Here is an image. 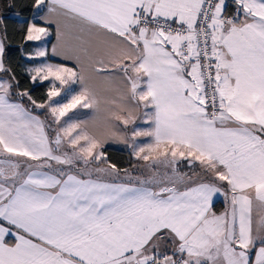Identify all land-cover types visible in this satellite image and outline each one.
Masks as SVG:
<instances>
[{
	"label": "snow or ice",
	"instance_id": "6c2138e0",
	"mask_svg": "<svg viewBox=\"0 0 264 264\" xmlns=\"http://www.w3.org/2000/svg\"><path fill=\"white\" fill-rule=\"evenodd\" d=\"M30 10L42 101L0 19V264H264V0Z\"/></svg>",
	"mask_w": 264,
	"mask_h": 264
},
{
	"label": "trees",
	"instance_id": "16d2710c",
	"mask_svg": "<svg viewBox=\"0 0 264 264\" xmlns=\"http://www.w3.org/2000/svg\"><path fill=\"white\" fill-rule=\"evenodd\" d=\"M32 0H0V19H3L4 26L7 28V47L6 60L12 66L20 80L22 90L27 89L33 99L42 101L47 94L48 84H34L30 81L26 68L32 63L27 60L25 50H30L27 44L23 42V29L25 22L31 17ZM109 159L117 163L122 168L134 165L135 162L128 156L127 152L115 149H106ZM136 173H134L135 175ZM222 203L217 202L215 207L218 210Z\"/></svg>",
	"mask_w": 264,
	"mask_h": 264
},
{
	"label": "crops",
	"instance_id": "0c3cea01",
	"mask_svg": "<svg viewBox=\"0 0 264 264\" xmlns=\"http://www.w3.org/2000/svg\"><path fill=\"white\" fill-rule=\"evenodd\" d=\"M54 62H61V59L55 58ZM69 63H71V62H69ZM91 116H92V113L90 112V110H82V112H81V118L82 119H90ZM107 148L127 152L128 156L136 163L135 158L132 156L131 148L128 147L127 145L123 144L122 142H111L108 145H106V149ZM135 175H140V172H139V174H135ZM218 202L222 203V206H220V208L217 211H222L225 204H224L222 199Z\"/></svg>",
	"mask_w": 264,
	"mask_h": 264
},
{
	"label": "rangeland",
	"instance_id": "374dc122",
	"mask_svg": "<svg viewBox=\"0 0 264 264\" xmlns=\"http://www.w3.org/2000/svg\"><path fill=\"white\" fill-rule=\"evenodd\" d=\"M27 58V57H26ZM28 60V59H27ZM29 67H32V65L31 66H29ZM28 68V67H27ZM43 83H47L48 84V82L47 81H45V82H43ZM35 84H40V82H37V83H35ZM37 112H39L40 110H36ZM108 156V155H107ZM136 174H139V172H136ZM141 174V173H140Z\"/></svg>",
	"mask_w": 264,
	"mask_h": 264
}]
</instances>
